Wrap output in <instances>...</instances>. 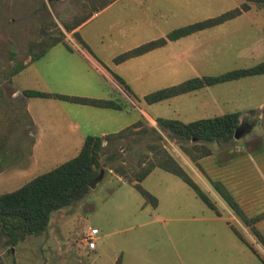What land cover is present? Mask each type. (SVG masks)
<instances>
[{"label":"rangeland","instance_id":"obj_1","mask_svg":"<svg viewBox=\"0 0 264 264\" xmlns=\"http://www.w3.org/2000/svg\"><path fill=\"white\" fill-rule=\"evenodd\" d=\"M92 1L0 0V193L12 191L71 158L80 145L60 142L55 133L50 134L52 124L71 121L63 115L60 101L23 97L21 90L62 93L71 85L80 94L76 96L90 97L83 86L90 81L103 96H113L124 105L120 122L132 123L139 117L143 122H152L138 114L139 108L153 120L162 117L181 122L238 113L242 126L238 138L232 143H205L210 154L195 162L180 150L181 145L190 146V141L170 138L159 129L156 130L161 138L153 140L202 191L211 195L218 215L178 177L159 168L140 182L156 198L154 207L144 203L137 191L110 169L118 163L135 169L140 156L147 154L146 143L150 139L132 135L115 146V161H106L107 149H103L101 173L94 185L76 204L51 212L45 231L25 236L14 246H9L0 233V262L114 264L119 259V264H261L232 228L263 262L264 249L214 194L207 178L220 180L215 175L220 166L218 169L228 178V187L234 193V186L240 189L241 198L231 195L249 216L253 215L247 209L256 212L264 207V143L259 140L261 146L255 155H250L245 141L248 136L264 133V74L214 84L152 104L144 103L142 96L189 77L216 75L264 60V7L251 5L231 20L114 64L112 58L122 51L217 15L243 0ZM93 5L100 9L80 26L79 36L94 55L93 60L123 78L134 97L122 90L106 70L103 73L96 69L85 55L87 60L77 52L68 55L60 44L51 52L59 58L68 56V62H54L51 53H44L19 73L8 75L15 62L27 63L31 55L37 54L38 44L48 35L62 33L68 42L76 43L73 30L65 31L62 23L71 24L93 13ZM10 51L14 52L12 59ZM74 106L92 110L86 105ZM29 116L35 123L31 124ZM77 122L87 121L77 117ZM252 140L250 149L255 147ZM32 141L35 146H31L29 159ZM238 147L242 152L237 153ZM90 227L97 228L98 235L94 252L86 256L76 243L84 244Z\"/></svg>","mask_w":264,"mask_h":264},{"label":"trees","instance_id":"obj_2","mask_svg":"<svg viewBox=\"0 0 264 264\" xmlns=\"http://www.w3.org/2000/svg\"><path fill=\"white\" fill-rule=\"evenodd\" d=\"M251 5L264 7V0H243L238 6L225 10L217 15L177 27L168 31L164 36L148 40L125 50L115 55L111 61L114 64H118L129 58L159 48L165 45L167 41H174L203 29L219 25L249 10ZM102 7L103 6H101V8ZM99 9L100 7L97 8L93 5L92 11L96 12ZM90 15H92V13L75 19L71 24L63 22L62 25L63 29L67 32L73 30L71 34L74 39L79 43L80 47L93 58L94 55L88 50L77 31L74 30ZM51 25H53V23ZM55 44L63 45L68 51H77V49L64 38L62 33L58 36L48 35L46 40L38 44L39 52L35 55H31L27 63L20 61L15 62L9 68L8 75L11 76L19 73L28 63L42 56ZM9 54L12 59L14 52L10 51ZM79 54L82 55L81 53ZM96 61L101 68L112 76L122 90L129 94L131 93L128 85L120 76L110 71L100 61ZM261 74H264V60L251 67L235 68L216 75L189 77L176 84L146 93L142 96V99L144 103L152 104L171 97L194 92L214 84ZM21 95L27 98L38 97L58 99L98 108L120 109L122 107L119 102L113 98L102 99L71 96L44 92L36 89H23L21 90ZM143 121V118L139 117L134 122L116 132L104 134L102 136L86 135L77 153L73 157L57 164L45 172L35 175L12 191L0 193V233L6 237L8 245L14 246L25 236L42 233L46 230L51 212L74 205L80 201L89 190V181L93 178H98L101 173L100 163L103 149H107L105 160L115 161L118 158L115 146L119 144L120 140H124L132 135H135L136 138L143 136L146 139H150L146 143L147 154L140 156L135 169L129 170L121 163L111 166L110 169L125 180L126 183L130 184L141 196L144 203H148L154 207L156 198L146 191L141 186L140 182L154 168H159L178 177L209 209L214 210L215 214L218 215L211 201V195L205 190L202 191L164 147L153 140L161 138L156 130L159 129L166 131L170 138L180 140L181 142L190 141L192 143L190 146L181 145L180 150L191 161L195 162L199 157L210 154L209 148L204 145L205 143H232L234 130L242 127L238 118V113L230 112L189 122L156 117L154 118L155 127ZM207 181L214 194L217 195L229 210L242 221L264 249V238L254 227V223L259 218L263 217L264 214L248 216L220 180H211L207 178ZM232 230L238 239L255 255L260 263L264 264L245 238L234 228H232ZM0 264L3 263L0 262ZM114 264H119V259H116Z\"/></svg>","mask_w":264,"mask_h":264},{"label":"crops","instance_id":"obj_3","mask_svg":"<svg viewBox=\"0 0 264 264\" xmlns=\"http://www.w3.org/2000/svg\"><path fill=\"white\" fill-rule=\"evenodd\" d=\"M96 12H93L92 15L95 14ZM92 15H90L84 22H82L78 27H76L75 31H77V33H78V30H79L80 26L83 23H85ZM78 35H79V33H78ZM70 41H71L72 45L77 49V51H67L66 50L67 51L66 53H69L68 55H72V53H75V52H77L78 54L79 53H82L81 57H83L85 60H87L86 57L89 58L92 61V63H93L92 65H94V67L96 69L98 68L99 71H101V72L104 73L105 70L103 68H101L98 65V63L95 62L93 60V58L85 50L79 49L81 47H80V45H79L78 42L75 43L74 40H70ZM55 45H57V44H55ZM55 45H53L52 47H50L45 52L46 53L45 55H47V53H51L50 54L51 57L55 59V60L53 59L54 62H58V60H61V59H63L64 61H67L68 62L69 61L68 56H61V58H59L60 56L57 57L54 52H51V51H53L52 49H54ZM148 52H150V51H148ZM148 52H146L144 54H147ZM144 54H142V55H144ZM142 55H139V56H136V57H141ZM129 59H131V58H129ZM124 61H126V60H124ZM104 75L107 77L106 74H104ZM79 85H81V84H79ZM83 86L85 87L84 91L85 92H88L87 94H91V95H89L91 98H102V99H112L113 98V96H109V95H106V97L103 96L102 93H100L98 91L99 88L96 87V85L92 84L90 81L84 83ZM44 92H47V91H44ZM60 92H62V93H59V94H65V95H71V96L80 95L77 91H75V89L72 88L71 85H70L69 89H67V91H64V92L63 91H60ZM50 93H58V92H50ZM131 94L134 96V94L132 92H131ZM82 97H85V96H82ZM55 100H58V99H55ZM58 101H60L62 103V104H60L59 107H61V111H63V115H66V116L68 115L67 117L71 120L70 122H56V124L54 123V124L51 125L50 128L52 129V131L50 129V134L51 133L52 134L55 133L56 136H57V138H58V140L60 142L61 141H63V142H75V143H79L81 145V143H82V141H83V139H84V137L86 135L102 136L104 134L116 132V131L120 130L121 128H123V127H125V126H127V125L130 124L129 122H120V120H121V109L124 108L123 107L124 105L120 109L98 108V107L88 106V107H91L92 110H86L87 108H77V106H74V105H80L81 106V104L67 102V101H62V100H58ZM83 106H85V105H83ZM139 111H140V113H138V114H140L141 116H146V117H148L152 121V122H147V124L150 125V126L155 127V122H153L154 120L152 118H150L146 114V112L144 111V109L139 108ZM77 117L80 118V119L82 118V119H84L87 122H77ZM29 118H30L31 124H33V122L35 123V120L33 119V117L29 116ZM93 118H96V122H92L93 121ZM240 124H241V122H240ZM246 126H248V124H246ZM245 128H247V127H245ZM240 130L242 131V127L240 128ZM248 137H250V138L247 139V140H245L248 143L247 144V150H248V152H250L248 154L255 155L256 154V151L255 150L256 149L258 150L259 146H261L259 140H261L264 143V133H261L260 135L253 134V137H251V136H248ZM251 140H252V142L255 145V147L252 148V149L249 148V145H250L249 143L251 142ZM33 145H34V142L32 141V143L30 145V148H29V152H30L29 153V159L31 158V156H30L31 155L30 149H31V146H33ZM80 145L78 146V149H79ZM78 149H77V151H78ZM235 150L237 151V153L242 152L239 149V147L236 148ZM77 151H76V153H77ZM219 167L220 166H217L216 167L217 169H216V174L215 175L216 176H219L220 181L225 185V187L227 188V190L229 192H231L230 194H233V196H234V194H236L235 195L236 198L237 197L238 198H241V195L239 193L240 189H237L236 186H234V189L236 190V192L234 193L228 187L227 181H226L228 178L226 177V174L224 175L222 173V171H220V169H218ZM244 203L247 204V202H244ZM240 206H242V205H240ZM243 208H244V206H242V209ZM247 210H248V213L252 214L253 216L254 215H258V214H264V207H261V209L259 211H256V212L253 211L252 209H251L252 211H249V209H247ZM245 214H247L246 211H245ZM247 215L249 216V214H247ZM254 227L257 229V231L260 233V235L264 238V216L261 217V218H259L254 223ZM76 244L81 247L80 248L81 249V252H84L86 254V256H88L90 253L94 252V249L93 250H88L85 247L84 244H78V243H76ZM94 254H96V252Z\"/></svg>","mask_w":264,"mask_h":264},{"label":"built area","instance_id":"obj_4","mask_svg":"<svg viewBox=\"0 0 264 264\" xmlns=\"http://www.w3.org/2000/svg\"><path fill=\"white\" fill-rule=\"evenodd\" d=\"M97 235H98V230L95 227H90L85 232L84 245L88 250L95 249L96 246L95 238L97 237Z\"/></svg>","mask_w":264,"mask_h":264},{"label":"water","instance_id":"obj_5","mask_svg":"<svg viewBox=\"0 0 264 264\" xmlns=\"http://www.w3.org/2000/svg\"><path fill=\"white\" fill-rule=\"evenodd\" d=\"M239 133H240V130H239V129H235L234 132H233V135H232L233 139L238 138ZM98 177H99V176H98ZM97 179H98V178H93V179H91V180L89 181V183H88V187H89V188L92 187V186L94 185V183L96 182Z\"/></svg>","mask_w":264,"mask_h":264}]
</instances>
